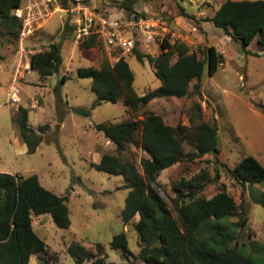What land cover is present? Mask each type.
I'll list each match as a JSON object with an SVG mask.
<instances>
[{"label": "rangeland", "instance_id": "374dc122", "mask_svg": "<svg viewBox=\"0 0 264 264\" xmlns=\"http://www.w3.org/2000/svg\"><path fill=\"white\" fill-rule=\"evenodd\" d=\"M90 1L113 18L148 22L128 28V36L134 38L136 48L145 55L158 57L165 38L173 46L186 45L189 53L202 59L206 58L209 47L214 46L224 62L213 76L205 69L199 94L195 92L197 81H193L188 97L155 99L141 106L137 113L130 111L123 99L93 107L97 97L92 80L80 79L78 70L100 68L105 63L113 65L122 56L110 54L101 42L93 48H84L76 42L73 15L58 12L26 44L36 54L49 51L52 44L60 45L59 72L42 76L32 70L19 84L22 102L12 106L8 102V90L19 59L18 36L9 34L0 20V173L37 175L46 189L68 197L70 209L69 229L59 228L50 215L33 217V228L45 241L46 249L32 256L30 264H76L68 250L74 243L101 258L97 245L103 244L107 253L105 264H145L134 257L126 260L121 250L110 245L116 235L125 232L131 251L134 255L140 253L139 235L134 226L139 216L128 225L122 222L130 192L124 186V177L99 172L92 165L108 154L133 162L142 173L141 159L147 154L134 145L119 152L104 133L97 131L96 125L143 120L149 114L160 117L169 128L186 126L195 131L214 124L218 128V156H199L194 142L188 140L184 143L182 162L157 176L153 186L173 215L177 216L173 199L179 195L178 188L184 189L181 181L197 179L203 186L199 197L211 199L225 188L239 207L244 205L245 215L231 219L239 225L233 246L246 244L250 248L251 242L264 244V207L253 202L252 186L242 185L229 172L249 155L264 165V46L256 39L247 47L250 54H246L239 42L209 21L227 0H139L134 10L144 15L139 18L122 8L127 0ZM160 19L166 23L167 32L153 36L150 33L153 28L148 26L156 25L155 21ZM123 58L135 73L134 88L139 96L161 86L148 57L140 61L133 52ZM176 60L174 55L172 62ZM64 77L68 80L62 84ZM22 108L27 110L28 126L38 135L35 153H30L21 136L17 120L23 114ZM74 109H86L92 115L84 117ZM254 187L263 190L262 186ZM247 247L242 250L247 252Z\"/></svg>", "mask_w": 264, "mask_h": 264}, {"label": "trees", "instance_id": "16d2710c", "mask_svg": "<svg viewBox=\"0 0 264 264\" xmlns=\"http://www.w3.org/2000/svg\"><path fill=\"white\" fill-rule=\"evenodd\" d=\"M138 1L127 0L122 8L129 15L135 14L136 18L144 16L134 13ZM22 2L0 0L1 24L11 35H19L20 23L13 11ZM69 5V0H65V6ZM209 21L233 41L239 42L246 54H250L247 47L256 39L264 46V0H227ZM97 43H100L97 37H91L82 44L84 48H93ZM161 49L158 57L134 49L138 60L149 58L161 81L159 88L144 96L136 93L135 73L123 57L113 65L105 63L100 68H80L77 76L92 80V90L97 97L93 107L106 102L118 103L123 99L125 106L137 113L141 106L155 99L188 97L193 81H197L195 92L199 94L205 69L213 76L224 62V57L214 46L209 47L205 59L189 53L186 45L173 46L168 40L161 43ZM60 53L61 46L52 44L49 51L32 57V69L42 76L58 73L62 63ZM174 55L177 60L172 62ZM67 80L64 77L61 83L65 84ZM74 110L84 117L92 115L86 109ZM21 112L23 114L17 120L21 136L30 153H35L39 146L38 135L28 126L27 110L22 108ZM42 129L46 130L47 127ZM96 129L104 133L119 152L134 145L147 154L141 159L142 173L133 162L108 154L92 165L99 172L124 177V186L130 190L121 215L124 225L139 216L134 226L139 235L140 253L134 255L131 251L125 232L114 237L110 244L112 249L121 250L126 260L134 257L145 264H264V244L251 242L250 248L246 244L233 246L239 225H235L231 219L245 215V209L244 205L238 206L225 188L211 199H206L199 197L203 186L197 179L182 180L181 186L187 191L178 188L179 195L173 199L175 217L153 186L160 172L182 162L184 143L188 140L194 142L199 156H218L220 149L216 124L205 125L195 131L186 126L169 128L160 117L149 114L143 120L98 124ZM229 172L242 185H251L253 202L264 207V165L249 155ZM256 185L262 186L263 190L254 187ZM44 215H50L59 228L69 229L68 197L58 196L46 189L37 175L24 177L0 173V264H30L32 256L46 249L45 241L33 228V217ZM243 247H247V252L242 250ZM68 250L76 264L92 260L94 264H105L104 256L107 253L101 243L97 245V253L103 255L102 258L77 243L71 244Z\"/></svg>", "mask_w": 264, "mask_h": 264}, {"label": "built area", "instance_id": "2783aa9c", "mask_svg": "<svg viewBox=\"0 0 264 264\" xmlns=\"http://www.w3.org/2000/svg\"><path fill=\"white\" fill-rule=\"evenodd\" d=\"M90 0H69L70 5L65 6V0H23L22 5L13 11L20 23L18 35L19 59L14 70V75L8 90V102L12 106H18L22 102L20 82L24 81L32 72V57L36 54L26 42L58 13L73 15L76 32V42L83 43L91 37L103 44L111 53H119L122 57L134 52L137 44L132 36H128V28L133 29L148 23L140 21H124L113 18L92 6ZM156 25L150 33L153 36H162L167 32L166 23L162 19L155 21ZM159 26V28H158ZM167 40L162 39V42Z\"/></svg>", "mask_w": 264, "mask_h": 264}]
</instances>
